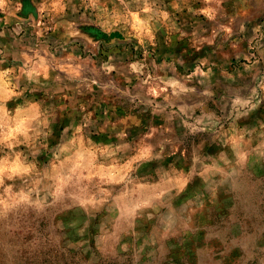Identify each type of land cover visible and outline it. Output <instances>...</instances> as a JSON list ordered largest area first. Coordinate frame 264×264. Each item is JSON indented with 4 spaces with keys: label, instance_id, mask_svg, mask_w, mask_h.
<instances>
[{
    "label": "rangeland",
    "instance_id": "1",
    "mask_svg": "<svg viewBox=\"0 0 264 264\" xmlns=\"http://www.w3.org/2000/svg\"><path fill=\"white\" fill-rule=\"evenodd\" d=\"M0 264H264V0H0Z\"/></svg>",
    "mask_w": 264,
    "mask_h": 264
}]
</instances>
